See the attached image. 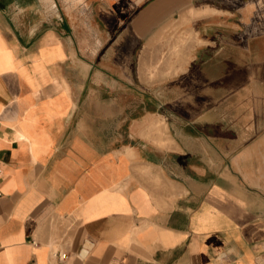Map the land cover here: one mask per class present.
I'll use <instances>...</instances> for the list:
<instances>
[{
    "label": "crops",
    "instance_id": "crops-1",
    "mask_svg": "<svg viewBox=\"0 0 264 264\" xmlns=\"http://www.w3.org/2000/svg\"><path fill=\"white\" fill-rule=\"evenodd\" d=\"M39 1L0 0V264H264V0Z\"/></svg>",
    "mask_w": 264,
    "mask_h": 264
},
{
    "label": "rangeland",
    "instance_id": "rangeland-1",
    "mask_svg": "<svg viewBox=\"0 0 264 264\" xmlns=\"http://www.w3.org/2000/svg\"><path fill=\"white\" fill-rule=\"evenodd\" d=\"M28 4L29 5L35 4V0H28ZM39 4L44 6L45 14L47 13V15H50L51 13H53L51 8H50L51 3H49L48 0H43V1L40 0ZM261 11H262V13H264V7H262ZM258 29L264 30V24H262V26L259 27ZM181 38H182V36H180L179 39L172 42L171 49L167 48L164 52H162L161 54L156 56V63H163L165 58L167 59V56L169 55V54H165L168 51L172 53L171 56H168V58L171 57L173 62L180 61V59H182V57H181L182 39Z\"/></svg>",
    "mask_w": 264,
    "mask_h": 264
},
{
    "label": "built area",
    "instance_id": "built-area-1",
    "mask_svg": "<svg viewBox=\"0 0 264 264\" xmlns=\"http://www.w3.org/2000/svg\"><path fill=\"white\" fill-rule=\"evenodd\" d=\"M52 256L58 260H63L67 257L65 252H58V251L52 252Z\"/></svg>",
    "mask_w": 264,
    "mask_h": 264
},
{
    "label": "bare ground",
    "instance_id": "bare-ground-1",
    "mask_svg": "<svg viewBox=\"0 0 264 264\" xmlns=\"http://www.w3.org/2000/svg\"><path fill=\"white\" fill-rule=\"evenodd\" d=\"M14 77V76H13Z\"/></svg>",
    "mask_w": 264,
    "mask_h": 264
}]
</instances>
